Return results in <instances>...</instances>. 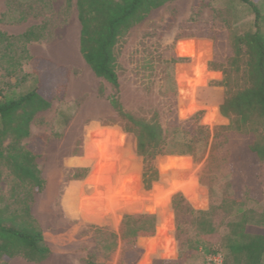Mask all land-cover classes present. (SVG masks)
<instances>
[{
    "label": "rangeland",
    "instance_id": "rangeland-1",
    "mask_svg": "<svg viewBox=\"0 0 264 264\" xmlns=\"http://www.w3.org/2000/svg\"><path fill=\"white\" fill-rule=\"evenodd\" d=\"M75 1L67 9L65 0H0V31L16 35L46 23L49 35L44 49L33 45L35 53L44 50L49 57L33 56L17 76L0 75V87L12 84L19 92L36 87L46 71L36 59L66 70L64 86L57 87L49 108L33 116L30 134L21 141L39 155L44 186L27 201L49 255L41 262L15 256L0 264H125V254L134 264H223L220 239L234 217L222 210L221 200L237 194L246 207L264 201V162L254 167L256 177L247 185L227 174L213 138L229 120L212 99L209 84L222 74L210 62L228 54L229 27L252 28V12L238 0H171L151 10L116 44L123 109L135 116L154 114L163 127L175 116L198 151L196 156L157 157L158 179L146 190L135 141L121 131V119L109 103L114 89L94 75L78 51ZM251 1L264 9V0ZM188 42L193 55L178 53L177 47ZM194 127H206V138L200 139ZM229 139L232 147L240 140L234 134ZM11 188L23 193L0 165L2 202L8 201ZM176 194L180 196L172 204ZM197 211H208L216 227L218 235L205 243L212 254L191 250L197 240L192 223ZM126 215L155 216L153 235L123 237ZM213 257L217 260L210 261Z\"/></svg>",
    "mask_w": 264,
    "mask_h": 264
},
{
    "label": "trees",
    "instance_id": "trees-1",
    "mask_svg": "<svg viewBox=\"0 0 264 264\" xmlns=\"http://www.w3.org/2000/svg\"><path fill=\"white\" fill-rule=\"evenodd\" d=\"M171 0H76L75 7L79 29V53L94 75L109 83L114 93L109 103L121 119V131L131 135L135 149L142 158V183L144 189L158 179L155 159L163 155L196 156L195 140L189 131L180 127L174 116L166 127L153 114L135 116L123 109L118 99L115 46L135 24L149 12ZM253 14L252 28L238 31L229 27L226 33L228 54L210 66L221 71L222 78L209 84L212 99L229 123L219 128L214 143L221 147V160L231 179L234 174L249 184L256 177L254 167L264 162V9L251 0H238ZM261 1V0H258ZM70 9L73 0H65ZM23 19V16L21 17ZM46 23L31 25L23 32L10 35L0 31V75L17 76L23 63L33 58L28 53L29 42L48 40ZM190 42L177 47L180 54L193 55ZM45 67V74L38 85L26 92H19L15 85L0 87V165L13 182L23 188V193L7 197L0 192V260L6 262L15 256L27 261L41 262L49 255L42 232L30 213L27 198L32 192L43 189L44 180L37 165L39 155L21 144L30 134L33 116L50 107L57 87L64 86L66 70L46 59H36ZM98 95L103 94L99 84ZM200 139L206 138V127H194ZM240 140L232 147L229 137ZM228 136V137H227ZM198 139V140H200ZM20 195V196H19ZM180 196L176 194L175 198ZM237 194H226L220 207L233 220L226 223L227 231L220 239L223 264H264V201L246 207ZM175 209V206H174ZM156 219L152 215L138 218L124 216L123 237L151 236ZM197 230V240L191 250L199 248L204 254L213 252L205 245L218 235L208 211H197L192 218ZM125 264H134L125 254ZM88 264H94L88 261Z\"/></svg>",
    "mask_w": 264,
    "mask_h": 264
},
{
    "label": "crops",
    "instance_id": "crops-1",
    "mask_svg": "<svg viewBox=\"0 0 264 264\" xmlns=\"http://www.w3.org/2000/svg\"><path fill=\"white\" fill-rule=\"evenodd\" d=\"M80 29V28H79ZM23 32V31H22ZM78 39H79V34H78ZM33 45H38L39 46V48L40 47H42L43 49L46 47V45H48V41H44V42H29L28 44H27V49H28V53L30 54V56L31 57H33V56H43V57H49L48 55H45L46 53H43V52H45L44 50L42 51V53L41 54H39V53H35L34 52V49H33ZM77 46H78V44H77ZM78 51H79V46H78ZM61 58V57H60ZM61 60H64L63 58L61 59ZM55 62L57 63H59V64H65V62H63V61H56L55 60Z\"/></svg>",
    "mask_w": 264,
    "mask_h": 264
},
{
    "label": "built area",
    "instance_id": "built-area-1",
    "mask_svg": "<svg viewBox=\"0 0 264 264\" xmlns=\"http://www.w3.org/2000/svg\"><path fill=\"white\" fill-rule=\"evenodd\" d=\"M217 260V258H215V257H213V258H211V260L210 261H216ZM212 264V263H211ZM219 264V263H218Z\"/></svg>",
    "mask_w": 264,
    "mask_h": 264
},
{
    "label": "bare ground",
    "instance_id": "bare-ground-1",
    "mask_svg": "<svg viewBox=\"0 0 264 264\" xmlns=\"http://www.w3.org/2000/svg\"><path fill=\"white\" fill-rule=\"evenodd\" d=\"M71 57H72V56H71ZM71 57H70V58H71ZM72 58H75V57H72ZM73 60H74V59H73Z\"/></svg>",
    "mask_w": 264,
    "mask_h": 264
}]
</instances>
